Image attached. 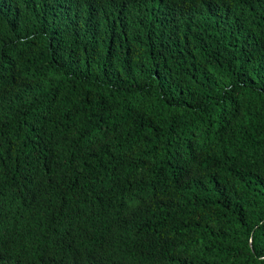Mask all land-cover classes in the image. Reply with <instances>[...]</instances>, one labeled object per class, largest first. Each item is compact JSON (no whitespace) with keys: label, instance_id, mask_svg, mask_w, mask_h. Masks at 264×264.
<instances>
[{"label":"trees","instance_id":"obj_1","mask_svg":"<svg viewBox=\"0 0 264 264\" xmlns=\"http://www.w3.org/2000/svg\"><path fill=\"white\" fill-rule=\"evenodd\" d=\"M0 264H264V0H0Z\"/></svg>","mask_w":264,"mask_h":264}]
</instances>
